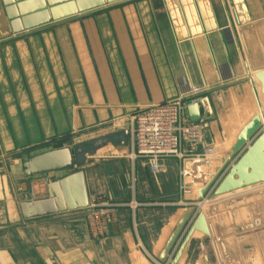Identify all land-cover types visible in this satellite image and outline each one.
<instances>
[{
	"label": "crops",
	"instance_id": "obj_1",
	"mask_svg": "<svg viewBox=\"0 0 264 264\" xmlns=\"http://www.w3.org/2000/svg\"><path fill=\"white\" fill-rule=\"evenodd\" d=\"M19 38V50H0V159L28 147L45 148L29 159L67 148L63 140L82 126L105 130L74 145H98L85 159L78 154L84 163L29 178V217L0 166V264H161L189 211L155 205L178 200L179 162L168 160L166 170L155 173L147 161L133 160L131 122L149 105L200 89L213 119L197 151L215 148L212 173L235 164L246 151L233 159L239 134L264 114L255 78L264 70V0H126ZM110 151L115 156L105 157ZM96 156L106 161L88 166ZM78 173L88 204L102 196L121 205L103 238H92L86 209L62 210L68 201L61 182ZM263 189L217 199L222 204L204 211L212 240L195 231L178 264H264V230L255 229L264 224V196L254 194ZM78 202L73 195L70 203ZM218 213L221 231L213 226ZM187 232L164 264L173 262Z\"/></svg>",
	"mask_w": 264,
	"mask_h": 264
},
{
	"label": "water",
	"instance_id": "obj_2",
	"mask_svg": "<svg viewBox=\"0 0 264 264\" xmlns=\"http://www.w3.org/2000/svg\"><path fill=\"white\" fill-rule=\"evenodd\" d=\"M126 0H2L7 18L13 34H21L25 31H32L41 27L50 25L54 22H60L80 14L88 13L97 9L104 8L107 5H113ZM255 78L261 84V93L264 96V70L257 72ZM187 112L192 123L199 121H210L213 119V111L209 98H199L198 102L193 103L187 101ZM202 107H207L208 111L204 114L201 112ZM263 112L253 118V120L241 131L237 138V142L232 149L234 157L249 141L256 135L257 131L263 124ZM128 134V133H127ZM101 145V142L99 143ZM96 143H86L72 148H63L50 151L28 159L23 163L24 174L27 178L35 175H43L58 171L72 170L76 164L84 163L85 155L94 153L97 148ZM78 154H82L84 159H79ZM71 184H76V190ZM264 184V132L257 136L250 145L247 146L245 153L239 160L230 167L228 173L213 193L214 202L208 206L207 212L210 214L218 203L220 197L239 192L242 190L254 188ZM66 200L67 207L62 210L86 209L88 207L85 185L83 182V174L78 173L70 176L61 182ZM53 186H50V190ZM78 194V196H77ZM201 197L205 194V190L201 191ZM257 197L264 196V189L254 193ZM79 199L78 204H71L72 196ZM252 198L251 195H249ZM52 203V202H50ZM232 204V203H231ZM34 204H26L23 206L27 217H29V207ZM37 205V204H35ZM53 209L52 212H56ZM226 211V210H225ZM193 214V210H189L181 218L175 231L169 238L165 249L159 257V262L164 264L170 255L175 243L185 229V226ZM220 213L213 217V226L217 231L222 230ZM223 219V217H222ZM225 220L229 222L228 214ZM246 223V221H244ZM262 222L257 223L255 229L264 230ZM247 229H252L248 226ZM195 231L200 232L205 237V241L212 240V229L208 222L206 213H200L194 220L185 236L176 256L171 264H178L186 246L191 241Z\"/></svg>",
	"mask_w": 264,
	"mask_h": 264
},
{
	"label": "built area",
	"instance_id": "obj_3",
	"mask_svg": "<svg viewBox=\"0 0 264 264\" xmlns=\"http://www.w3.org/2000/svg\"><path fill=\"white\" fill-rule=\"evenodd\" d=\"M199 93L200 89L195 88L171 102L149 105L133 117L130 127V157L133 160L147 161L155 173L165 171L166 167L163 163L168 160L179 162L178 200L155 205L193 210L185 231H188L200 213H204L203 207L207 210L214 202L213 193L228 173L227 168L230 166L227 165L223 172L221 169L217 173H212L211 166L217 156L215 148L206 147L202 152L197 151L201 143L202 131L207 128V122L201 120L192 123L186 102L189 100L193 103L198 102ZM202 190H205V197L193 199V195ZM120 206L107 201L102 196L95 197L89 203L86 208V218L92 238L100 239L105 236L107 228L115 223L117 209ZM130 206L135 209L138 204L132 202Z\"/></svg>",
	"mask_w": 264,
	"mask_h": 264
},
{
	"label": "rangeland",
	"instance_id": "obj_4",
	"mask_svg": "<svg viewBox=\"0 0 264 264\" xmlns=\"http://www.w3.org/2000/svg\"><path fill=\"white\" fill-rule=\"evenodd\" d=\"M84 14H86V13H84ZM80 15H83V14H80ZM72 18H74V17H72ZM66 20H68V19H66ZM54 23H56V22H54ZM41 28H43V27H41ZM41 28H39V29H41ZM39 29H35V30H39ZM33 31L34 30H32V32ZM32 32L31 31H25L21 34H13L12 30H11V26H10V21L7 18V14L5 12V8L3 6L2 0H0V50H15V51L19 50L20 46H18V43H17L18 40H20L19 37L22 35H27V34L32 33ZM21 45H23V43ZM103 126H105V125H102L99 128H98V126H82L79 130L75 131L72 135L70 134L68 137H66L63 140V142L61 143V146L74 147V145H79L80 143H84L86 141L94 139L97 136L103 134V131L105 130V128H102ZM102 129H104V130H102ZM263 132H264V122L254 137L259 136ZM252 139L250 140V142L253 141ZM44 149L45 148H40V149L29 152V147H28V148H25L23 150H20L16 154L13 153L11 155H5V156L1 157V159H0V166L3 168V171L11 175V178H12L11 180L14 181L13 183H14L15 187L17 186V188H18L17 192L15 191L14 195L18 196L19 200H22V203H21V209L22 210H24L23 209L24 205H26V204L29 205V178L25 177V175L23 173L22 164L24 162H26L30 156H32L33 154H38L39 152H41ZM110 152H111L110 155L107 154L104 156L107 158H109L111 156H115V155H112V151H110ZM237 154L233 157V159L237 156ZM97 157H99V156L94 157V159H90L88 166H90L91 164H95L96 160H101L100 161L101 163L106 161V160H102V159H95ZM227 165L224 166V168L222 169L221 172H223L227 168ZM75 166L77 167V165H75ZM25 189H27V190L25 191ZM200 193L201 192L193 195V198H199V199L204 198L205 194L203 195V197H201ZM20 202L21 201H19V203ZM85 215H86V211H85ZM85 219L87 222L86 217H85Z\"/></svg>",
	"mask_w": 264,
	"mask_h": 264
},
{
	"label": "bare ground",
	"instance_id": "obj_5",
	"mask_svg": "<svg viewBox=\"0 0 264 264\" xmlns=\"http://www.w3.org/2000/svg\"><path fill=\"white\" fill-rule=\"evenodd\" d=\"M233 164H234V163H233ZM233 164H231L230 166H228L229 168H227V170L230 169V167H231ZM227 170H226V171H227ZM203 206H205V204H203ZM205 209H206V208L203 207V212L205 211Z\"/></svg>",
	"mask_w": 264,
	"mask_h": 264
}]
</instances>
